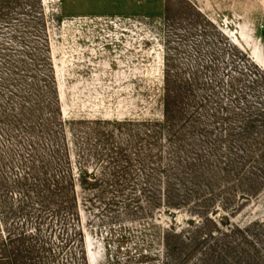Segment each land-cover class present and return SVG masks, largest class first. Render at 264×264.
Wrapping results in <instances>:
<instances>
[{
    "label": "rangeland",
    "instance_id": "1",
    "mask_svg": "<svg viewBox=\"0 0 264 264\" xmlns=\"http://www.w3.org/2000/svg\"><path fill=\"white\" fill-rule=\"evenodd\" d=\"M0 264H264V0H0Z\"/></svg>",
    "mask_w": 264,
    "mask_h": 264
},
{
    "label": "bare ground",
    "instance_id": "2",
    "mask_svg": "<svg viewBox=\"0 0 264 264\" xmlns=\"http://www.w3.org/2000/svg\"><path fill=\"white\" fill-rule=\"evenodd\" d=\"M49 4H51V3H49ZM55 4V3H54ZM54 4H53V6H54ZM46 6V5H45ZM60 6V5H59ZM47 7V6H46Z\"/></svg>",
    "mask_w": 264,
    "mask_h": 264
}]
</instances>
